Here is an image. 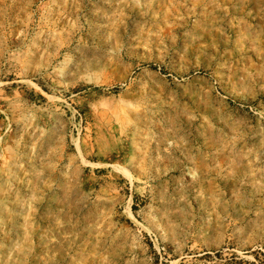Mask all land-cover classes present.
<instances>
[{
  "label": "rangeland",
  "instance_id": "rangeland-1",
  "mask_svg": "<svg viewBox=\"0 0 264 264\" xmlns=\"http://www.w3.org/2000/svg\"><path fill=\"white\" fill-rule=\"evenodd\" d=\"M0 264H264V0H0Z\"/></svg>",
  "mask_w": 264,
  "mask_h": 264
}]
</instances>
